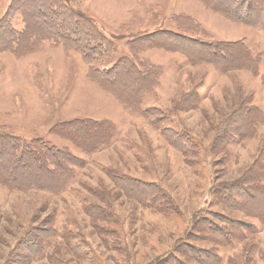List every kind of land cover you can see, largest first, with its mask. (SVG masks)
I'll return each mask as SVG.
<instances>
[{
  "label": "rangeland",
  "instance_id": "1",
  "mask_svg": "<svg viewBox=\"0 0 264 264\" xmlns=\"http://www.w3.org/2000/svg\"><path fill=\"white\" fill-rule=\"evenodd\" d=\"M57 5L71 18L59 27L89 29L107 50L87 57L88 49L66 48L46 32L0 41V133L43 139L78 158L57 193L40 183L22 191L0 184V264H20L9 261L15 248L29 253L23 264H145L167 253L202 264L193 251L192 261L177 252L185 242L213 252L203 264H264V202L235 195L234 206L218 194L243 169L264 174V122L242 126V136L218 134L241 102L264 118V16L239 23L229 0H0V26L24 34L33 12ZM215 44L228 58L213 56ZM118 66L146 78L129 105L114 93L129 91ZM94 119L109 132L96 147L63 128ZM34 227H45L42 246L31 241ZM80 238L90 244L81 259L71 247Z\"/></svg>",
  "mask_w": 264,
  "mask_h": 264
},
{
  "label": "trees",
  "instance_id": "2",
  "mask_svg": "<svg viewBox=\"0 0 264 264\" xmlns=\"http://www.w3.org/2000/svg\"><path fill=\"white\" fill-rule=\"evenodd\" d=\"M216 1V0H215ZM258 1L259 9H256L254 2ZM231 5L225 7L227 10H231V16L235 21L251 25L252 23L258 24L261 17L264 16V0H229ZM56 5V4H55ZM257 14V20H256ZM82 18L86 20V16L83 14ZM67 20L64 21L63 17V7L51 6L47 10V12L37 11L31 14V17L27 19L28 27L27 32L24 34H17L16 31L9 30L6 27L5 22H2L0 26V41L5 40V42H15L20 40L22 37L31 39L32 36L35 38L39 37L41 34L45 32L49 34L46 38L53 37L54 39L60 40L66 48H74L78 50H85V55L95 54L97 50L101 47L103 48L102 53H105L107 47H103L99 42H97V38L95 39L94 33L89 31H84L79 26L65 27L66 25L60 26L62 24H66V21H71V18L68 16ZM41 20V21H40ZM58 20V22H57ZM263 21V20H262ZM30 26L32 28L39 27L40 31L30 33ZM43 26V27H42ZM43 28L45 30H43ZM27 34V35H26ZM145 37H136L134 40L135 43L139 44L140 41ZM161 39L171 40L173 42H179L176 39V35H171L169 33H164L163 36H160ZM169 38V39H168ZM181 39V38H180ZM188 41L185 38L181 39L180 42ZM191 43H187L190 45ZM186 46V44H185ZM213 48L211 52L214 57L219 59H224L227 57L224 53L222 47L219 44L212 45ZM240 57V56H239ZM228 58V57H227ZM113 69V68H112ZM110 69V73L111 70ZM114 70H118L120 74V70L122 68L118 66ZM113 71V70H112ZM119 85L124 88H128L129 91L127 93H120L119 90L114 91L115 95L118 99L125 105L130 104V99L135 98L136 90L138 91L140 85L145 82V77H140V75L135 72H131V70H127L124 66L123 73L119 75ZM139 85V86H140ZM136 89V90H134ZM133 96V97H132ZM126 99V100H125ZM185 99L176 104L174 107H180L184 104ZM135 103V105H134ZM181 103V104H180ZM131 108L138 107V102H132ZM160 112V111H159ZM159 115V114H158ZM226 117V116H225ZM224 117V119H225ZM222 120V132L218 131L219 137L226 136L224 134H228L230 131L234 132L230 136L239 135L242 136L238 131L245 126L247 128H251L255 123L264 122V118L258 115L257 110L254 111L253 108H248L244 106L243 102L238 104L236 107H231L230 113L228 114L225 120ZM105 124L97 119L94 120H75L66 122L63 128L69 133L68 135L71 137L70 139L73 141H78L81 139H85V143L89 146H99L102 144L103 139H107L109 136V132L105 133ZM114 122L111 120L109 127H114ZM158 126L164 130V133H169L166 126H162V124L158 123ZM221 127V125H220ZM254 130V129H253ZM102 132V135H101ZM101 135V136H100ZM81 138V139H80ZM229 136L226 137L222 142L228 141ZM261 158L259 161L262 163L264 160V150L261 148L259 150ZM78 164V158L73 156L70 151L61 149L56 145H52L49 142L44 141L43 139H35L32 141H27L24 138L12 135L8 133H0V184L8 187L11 191L23 189H27V187L31 186H40L38 183L43 184L42 186L49 189L51 193H57L60 189L64 188L67 185L68 181L75 177V172L73 170V165ZM264 174L263 172H254L250 169H243L240 176L236 177V180H233L232 183L227 184V188L229 191L224 190V185H219L218 194L219 197L227 204L230 202L237 205L238 202L235 201L234 196H253V201L257 199H261L264 202ZM134 187L138 191H142L143 187H138L134 185ZM41 188V186H40ZM43 189V188H42ZM240 200V199H239ZM168 213L173 212L171 208H166ZM178 211V210H177ZM234 222L237 221L229 220ZM228 222V221H227ZM215 227V225H214ZM44 228L34 227L33 231L35 235H39L38 237L31 238L33 244H41L40 233ZM225 230V227H224ZM32 231V232H33ZM190 231V230H189ZM188 231V232H189ZM187 232V234H188ZM230 232H227L223 235L222 239H225V235L229 236ZM83 239L81 243H85V251H78V240ZM76 239L71 243L72 251H77L79 254V259L86 258L85 256L89 255L90 244L84 239L80 238ZM191 240H194V237H190ZM185 241V240H184ZM184 247L181 245L176 249L178 253L183 254L182 256H187L189 254L188 260L192 261L191 255L189 252L193 251L194 255L192 258L199 261L200 263H207L208 259L213 255V252H209L207 256H205L204 250L195 249V247L191 246L190 243H184ZM17 248H15L10 257L9 261L11 262H20V264L26 263L30 259L29 253L21 254L16 252ZM45 250V249H43ZM18 254V256H17ZM14 258H12V256ZM17 256V258H15ZM19 257V260H18ZM65 260L62 259H54V263L58 264ZM174 260L178 262L181 261L175 255L171 253H167L165 256H157L152 260L146 262L148 264H174ZM8 261V262H9ZM182 262V261H181ZM145 263V264H146ZM182 264H185L182 262Z\"/></svg>",
  "mask_w": 264,
  "mask_h": 264
}]
</instances>
